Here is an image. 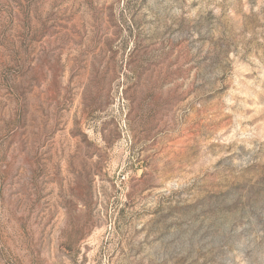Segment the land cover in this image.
Returning a JSON list of instances; mask_svg holds the SVG:
<instances>
[{
  "label": "rangeland",
  "instance_id": "374dc122",
  "mask_svg": "<svg viewBox=\"0 0 264 264\" xmlns=\"http://www.w3.org/2000/svg\"><path fill=\"white\" fill-rule=\"evenodd\" d=\"M0 264H264V0H0Z\"/></svg>",
  "mask_w": 264,
  "mask_h": 264
}]
</instances>
